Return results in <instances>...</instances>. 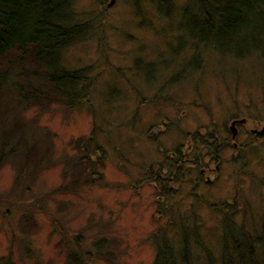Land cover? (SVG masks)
<instances>
[{"label": "rangeland", "instance_id": "1", "mask_svg": "<svg viewBox=\"0 0 264 264\" xmlns=\"http://www.w3.org/2000/svg\"><path fill=\"white\" fill-rule=\"evenodd\" d=\"M186 1L172 0L168 13L157 0L72 1L86 31L59 56L70 69L90 66L95 81L75 107L22 110L51 161L12 193L17 167L0 169V197H8L0 202V264H64L78 235L87 264H151L154 232L165 227L176 241L172 219L176 230L182 221L198 228L215 253L226 211L249 229L261 226L264 134L250 129L264 128V59L196 50L181 29ZM243 117L232 139L230 121ZM89 136V150L104 156L95 181L52 192L77 172L85 146L74 139ZM98 246L114 260L97 256ZM192 252L201 263L204 252Z\"/></svg>", "mask_w": 264, "mask_h": 264}, {"label": "trees", "instance_id": "2", "mask_svg": "<svg viewBox=\"0 0 264 264\" xmlns=\"http://www.w3.org/2000/svg\"><path fill=\"white\" fill-rule=\"evenodd\" d=\"M72 1L0 0V169L5 162L17 167L10 193L21 189L23 180H32L51 161L48 148L34 139L35 132H28L22 110L32 105L47 108L53 102L72 108L88 98L93 88L95 77L90 75V66L70 69L59 56L62 48L86 31L82 23H76ZM157 1L160 10L168 13L172 9V0ZM180 18L181 29L192 39L196 50L198 46L223 49L222 53L232 52L238 58L255 52L264 59V0H187ZM243 47L250 49L245 52ZM135 63L144 67L147 62ZM74 140L77 146H85L77 163L72 164L77 172L67 184L52 192L74 190L82 182L95 181L97 167L104 164L102 152L96 149L99 145L94 147L96 151L89 150L94 139L87 137L85 145L83 138ZM158 179L161 183L163 177ZM165 186L161 184L166 196ZM2 199L8 197L3 195L0 202ZM27 219L24 216L21 228L29 226ZM170 224L176 231V241L175 236L170 239L165 227L154 232L151 240L155 255L151 264H196L192 260L194 245L204 252L199 264H264V218L261 226L249 229L226 211L221 220L218 253L206 246L198 228L182 221L180 230H176L173 219ZM72 241L78 249L68 252L64 264H87L91 254L83 249L81 237ZM103 246H98L97 256L114 260V254L102 250Z\"/></svg>", "mask_w": 264, "mask_h": 264}, {"label": "water", "instance_id": "3", "mask_svg": "<svg viewBox=\"0 0 264 264\" xmlns=\"http://www.w3.org/2000/svg\"><path fill=\"white\" fill-rule=\"evenodd\" d=\"M114 2V0H110V2L108 3V6H110V4H112ZM244 120H245V118L243 117V118H241V119H233L232 121H231V124H230V126H229V129H230V133H231V138L232 139H234V136H235V131H236V129H235V125H236V123L237 122H239V123H244ZM251 132H253V133H258V134H264V128H261V129H251Z\"/></svg>", "mask_w": 264, "mask_h": 264}, {"label": "flooded vegetation", "instance_id": "4", "mask_svg": "<svg viewBox=\"0 0 264 264\" xmlns=\"http://www.w3.org/2000/svg\"><path fill=\"white\" fill-rule=\"evenodd\" d=\"M239 123V122H238Z\"/></svg>", "mask_w": 264, "mask_h": 264}]
</instances>
